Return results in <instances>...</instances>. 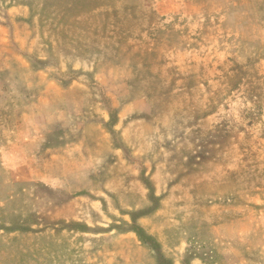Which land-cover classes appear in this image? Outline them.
<instances>
[{
	"label": "rangeland",
	"instance_id": "374dc122",
	"mask_svg": "<svg viewBox=\"0 0 264 264\" xmlns=\"http://www.w3.org/2000/svg\"><path fill=\"white\" fill-rule=\"evenodd\" d=\"M1 25L29 129L42 82L138 110L56 114L50 185L0 165V264H264V0H0Z\"/></svg>",
	"mask_w": 264,
	"mask_h": 264
},
{
	"label": "crops",
	"instance_id": "0c3cea01",
	"mask_svg": "<svg viewBox=\"0 0 264 264\" xmlns=\"http://www.w3.org/2000/svg\"><path fill=\"white\" fill-rule=\"evenodd\" d=\"M0 30H6V27L1 25ZM12 70L18 71L19 69L15 67ZM33 71L35 72L36 69H33ZM1 72H6L8 74L7 71L0 68V73ZM7 80L10 83L5 84L4 86L6 87H0V119L3 120L4 118L6 121L9 120L6 126L0 125V165H9V168H11L13 172L16 170L15 165L19 167L31 164L43 165L42 174H38L39 176H35L34 172L28 174L26 169L18 168L17 170L19 171H17V173L19 175H17V180H30L50 185V177L47 175L50 173L48 165H52L51 154L54 152L58 153L57 151L61 149L66 150V146H68L65 140L61 143L58 142L59 145H54V142H52V139L58 138L59 134L60 136L64 134V131H60L58 128L52 127L51 125L54 124L53 117H55L56 114H58V120H62V126L70 127V122L81 120L77 117L79 115H88L94 112L108 114L113 110H117L120 117H125L138 110V107H136L137 105L135 106L133 101L124 102L125 104L123 105L122 103L109 105V102L108 104L106 103L108 100H104L105 98H99L97 94H93V96L91 95L90 103L82 104L81 110L76 113L68 112V105H66L65 101L63 105L61 98L63 92H66L65 89L61 88L59 84H54V88L51 82H42L41 86L35 89L42 87L41 89L46 91V95H44L46 99H42V107L38 109V114L36 116L39 122L38 127L32 130L29 129L27 125L28 112L31 106L37 105L38 102H40L38 99L35 100L34 96H31L29 92V88H34L32 85L27 84L25 86H20L14 83L16 81L18 82V79L15 77H13V79L7 77ZM8 87H10V89H8ZM97 87L98 86H95L94 89H97ZM52 88H54V94L58 95L60 100L59 107L54 110L50 108L51 98H49ZM84 88L90 90L85 86ZM55 110H57L56 113H52ZM24 115L27 119L24 118ZM56 122L58 123L59 121ZM31 148L37 150H33L34 155L30 152ZM52 185H56V183Z\"/></svg>",
	"mask_w": 264,
	"mask_h": 264
},
{
	"label": "trees",
	"instance_id": "16d2710c",
	"mask_svg": "<svg viewBox=\"0 0 264 264\" xmlns=\"http://www.w3.org/2000/svg\"><path fill=\"white\" fill-rule=\"evenodd\" d=\"M0 169H3V167L0 166ZM139 230H140V229H134V231H135V232H138V234H139Z\"/></svg>",
	"mask_w": 264,
	"mask_h": 264
}]
</instances>
